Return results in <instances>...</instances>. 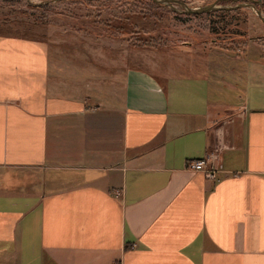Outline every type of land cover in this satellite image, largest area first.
<instances>
[{
	"label": "crops",
	"instance_id": "1",
	"mask_svg": "<svg viewBox=\"0 0 264 264\" xmlns=\"http://www.w3.org/2000/svg\"><path fill=\"white\" fill-rule=\"evenodd\" d=\"M102 39L0 35V264H264L261 46Z\"/></svg>",
	"mask_w": 264,
	"mask_h": 264
},
{
	"label": "rangeland",
	"instance_id": "2",
	"mask_svg": "<svg viewBox=\"0 0 264 264\" xmlns=\"http://www.w3.org/2000/svg\"><path fill=\"white\" fill-rule=\"evenodd\" d=\"M179 1L189 8H202L217 0ZM244 3V0L217 1V6L230 9ZM181 11L179 6L172 10L148 0H0V35L36 39L51 35L73 43L87 40L100 43V37H104L102 41L124 37L130 45L142 43L145 47L171 41L209 45L213 40L219 46L237 47L238 42L253 40L261 49L250 57L263 59L264 24L254 10L240 7L202 15H187ZM229 66V73L226 70L223 73L228 83H233L231 78H237L238 66L232 62ZM30 177L16 174L10 179L21 183L32 181Z\"/></svg>",
	"mask_w": 264,
	"mask_h": 264
},
{
	"label": "water",
	"instance_id": "3",
	"mask_svg": "<svg viewBox=\"0 0 264 264\" xmlns=\"http://www.w3.org/2000/svg\"><path fill=\"white\" fill-rule=\"evenodd\" d=\"M157 4H164L171 8L172 10H175V6H179L183 9L184 14L187 15H202V14H207L216 10H234L236 8H249L255 11L257 17L261 20V22L264 24V17L261 14V5L264 3V0H244L246 3L238 6H233L230 9H225L223 7L217 6V1L220 2H239L241 0H217L214 3L207 5L202 8H189L188 5L183 3L182 1L179 0H148ZM257 6V10L255 9Z\"/></svg>",
	"mask_w": 264,
	"mask_h": 264
},
{
	"label": "built area",
	"instance_id": "4",
	"mask_svg": "<svg viewBox=\"0 0 264 264\" xmlns=\"http://www.w3.org/2000/svg\"><path fill=\"white\" fill-rule=\"evenodd\" d=\"M186 168L190 171L200 172L208 180H216L219 174L222 173L220 166L215 165L210 159L190 161Z\"/></svg>",
	"mask_w": 264,
	"mask_h": 264
},
{
	"label": "trees",
	"instance_id": "5",
	"mask_svg": "<svg viewBox=\"0 0 264 264\" xmlns=\"http://www.w3.org/2000/svg\"><path fill=\"white\" fill-rule=\"evenodd\" d=\"M183 1H185V0H183ZM261 12H262V14H263V16H264V3L261 5ZM133 44H135V43H133ZM132 46H133V45H132ZM134 46H135V47H145L146 45L140 43V44H135ZM152 47H154V46H152ZM229 48H232V47H229ZM233 51H234V52H237V51H238V47H237V48H233Z\"/></svg>",
	"mask_w": 264,
	"mask_h": 264
}]
</instances>
